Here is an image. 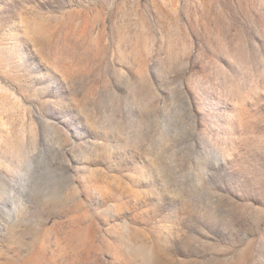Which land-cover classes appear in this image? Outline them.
<instances>
[{
	"label": "rangeland",
	"instance_id": "1",
	"mask_svg": "<svg viewBox=\"0 0 264 264\" xmlns=\"http://www.w3.org/2000/svg\"><path fill=\"white\" fill-rule=\"evenodd\" d=\"M0 264H264V0H0Z\"/></svg>",
	"mask_w": 264,
	"mask_h": 264
}]
</instances>
